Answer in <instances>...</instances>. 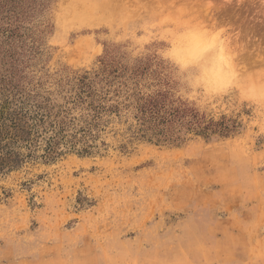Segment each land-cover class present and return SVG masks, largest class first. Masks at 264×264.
I'll return each mask as SVG.
<instances>
[{"label":"rangeland","instance_id":"rangeland-1","mask_svg":"<svg viewBox=\"0 0 264 264\" xmlns=\"http://www.w3.org/2000/svg\"><path fill=\"white\" fill-rule=\"evenodd\" d=\"M31 5L11 23L0 9V83L13 69L62 102L85 71L126 70L108 79L160 83L236 128L128 149L109 134L1 174L0 264H264V0Z\"/></svg>","mask_w":264,"mask_h":264},{"label":"trees","instance_id":"trees-1","mask_svg":"<svg viewBox=\"0 0 264 264\" xmlns=\"http://www.w3.org/2000/svg\"><path fill=\"white\" fill-rule=\"evenodd\" d=\"M5 3L10 23L36 8L31 5L35 0H0V9ZM9 73L0 83V175L29 161L107 149L109 134L120 140V148L128 149L138 141L180 144L194 136L226 137L236 128L234 121L208 118L160 83L152 89L129 78L119 83L108 79L123 78L126 70L85 71L57 89L65 94L62 102L49 90L22 83L13 69ZM144 73L137 70L134 76Z\"/></svg>","mask_w":264,"mask_h":264}]
</instances>
